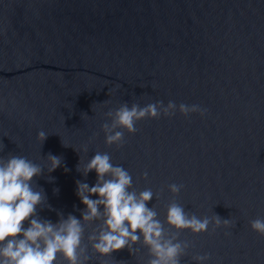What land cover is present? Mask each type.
<instances>
[{
    "label": "water",
    "instance_id": "95a60500",
    "mask_svg": "<svg viewBox=\"0 0 264 264\" xmlns=\"http://www.w3.org/2000/svg\"><path fill=\"white\" fill-rule=\"evenodd\" d=\"M157 101H173L175 114L116 129L122 146L105 143L107 111ZM181 103L205 114L185 117ZM96 152L125 168L137 193L152 190L147 206L166 231H176L164 223L173 201L198 218H231L215 231L181 230L180 264L205 254L202 264H264V236L250 226L264 219V0H0V157L43 169L31 182L47 198L39 217L81 218L76 181L97 177L77 165ZM49 153L62 158L51 173ZM101 222L84 224L87 264H147L141 243L134 254L95 253L87 237Z\"/></svg>",
    "mask_w": 264,
    "mask_h": 264
},
{
    "label": "clouds",
    "instance_id": "9594fccd",
    "mask_svg": "<svg viewBox=\"0 0 264 264\" xmlns=\"http://www.w3.org/2000/svg\"><path fill=\"white\" fill-rule=\"evenodd\" d=\"M176 109L177 105L173 101H169L166 106L157 101L144 107L136 103L129 107L125 102L118 108L110 109L105 116L111 122L101 125L105 143L122 146L124 133L116 129L123 128L135 133V122L144 118L158 119L161 114L172 116ZM178 109L185 117L195 112L203 116L206 111L199 105L188 106L183 103ZM47 136L44 131L37 133V139L42 143ZM84 151H87V146ZM47 160L50 164L47 168L49 173L62 166L60 156L49 153ZM80 163L77 171L86 177L94 170L97 177L91 187L76 181V195L85 206L80 210L81 218L71 213L65 217L58 212L59 219L53 223L39 217L37 207L47 198L31 186L33 178L43 174L41 166L24 156L0 157V264H56L59 257L67 264H87V245L82 246L84 224L95 221L102 222L92 230L87 240L100 256L111 255L124 248L134 254L138 249L133 245L141 243L147 247L150 256L147 264H180V257L189 247L188 242L178 239L181 230L201 233L208 230L210 223L213 224V231L221 225L228 227L233 224L231 218L223 219L217 214L210 218H198L173 201L167 205L164 223L176 231H166L157 219L154 207L147 206L153 198L152 190L145 189L137 193L132 188L129 172L122 166L113 165L108 153L96 152L82 170ZM64 170L68 171L67 168ZM143 175L147 177L146 172ZM167 187L171 193L178 194L183 185L173 183ZM93 195L97 198L92 199ZM48 207L51 205L48 204ZM250 226L264 236V219H253ZM208 258V254L193 257L201 264Z\"/></svg>",
    "mask_w": 264,
    "mask_h": 264
}]
</instances>
